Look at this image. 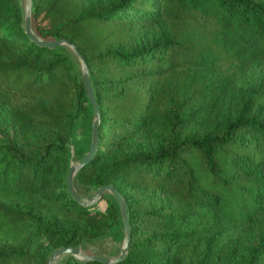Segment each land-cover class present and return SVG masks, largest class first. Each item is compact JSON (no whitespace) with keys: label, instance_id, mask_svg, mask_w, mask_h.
I'll return each instance as SVG.
<instances>
[{"label":"trees","instance_id":"obj_1","mask_svg":"<svg viewBox=\"0 0 264 264\" xmlns=\"http://www.w3.org/2000/svg\"><path fill=\"white\" fill-rule=\"evenodd\" d=\"M31 18L78 47L98 103L74 185L113 184L130 228L123 259L61 264H264V0H32ZM85 102L66 45L0 0V264L124 231L112 194L67 188Z\"/></svg>","mask_w":264,"mask_h":264},{"label":"water","instance_id":"obj_2","mask_svg":"<svg viewBox=\"0 0 264 264\" xmlns=\"http://www.w3.org/2000/svg\"><path fill=\"white\" fill-rule=\"evenodd\" d=\"M31 16H32V0H25L24 29H25L26 34L40 45H44L47 47L66 45L72 49L76 57L79 59L81 81H82L83 87L86 91L87 97L92 107L93 118H92V125H91L90 145H89L88 151L81 158L79 162L77 163L70 162L69 164L67 176H66L68 191L70 192L72 197L82 205H92L98 202L105 192L107 191L110 192L117 199L119 203L121 216H122L123 224H124V240L120 248V251L116 256L110 257V256L97 254V253H86L82 250L80 246L62 245L60 247L54 248L51 251L46 264H56L57 258L62 254L73 255L79 260H97V261H101L104 263L117 262L124 258L127 252V248H128V244L130 240V228H129L128 215H127V206H126V203L123 197L120 195L118 190L114 187V185L111 183H105V184L100 185L91 195L87 197H82L74 185L75 173L77 172L79 168L87 164L94 157L97 146H98V142H99L100 112H99L98 103H97V100L94 94V90L91 85L86 59L83 56V54L80 52L78 47L74 43H72L70 40H68L67 38L46 40V39L39 37L33 30Z\"/></svg>","mask_w":264,"mask_h":264},{"label":"rangeland","instance_id":"obj_3","mask_svg":"<svg viewBox=\"0 0 264 264\" xmlns=\"http://www.w3.org/2000/svg\"><path fill=\"white\" fill-rule=\"evenodd\" d=\"M12 1L16 9H18L21 12L23 18V24H24L25 0H12ZM66 47L69 53L72 55V57L76 59V64L80 68L79 59L76 57V55L74 54V52L70 47L68 46ZM254 67H255L254 69H256V71L259 72L258 77H260V69L264 70V61L256 62ZM85 104L87 109L83 112L82 111L78 112L75 116L76 118L75 131L72 139L70 138L69 140V153L71 155V162L73 163H77L81 160V158L88 151L90 145L91 125H92L93 116H92V112L89 110L88 103L85 102ZM99 205L103 206V203L101 202ZM46 240H47L46 236L43 237V241L46 242ZM123 240H124V231L120 229L114 235L103 237L96 241H85L80 244V247L86 253H97V254L114 257L119 253L120 248L123 244ZM48 257L45 260V264L47 262ZM64 257L67 256H65V254L60 255L56 260V264H61ZM73 257L76 260L80 261L75 256ZM71 264H78V263L74 262V259L72 258Z\"/></svg>","mask_w":264,"mask_h":264}]
</instances>
